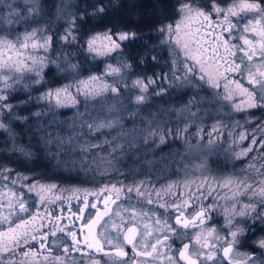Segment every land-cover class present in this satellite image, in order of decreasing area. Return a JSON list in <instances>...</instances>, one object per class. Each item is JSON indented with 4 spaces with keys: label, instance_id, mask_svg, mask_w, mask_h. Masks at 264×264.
<instances>
[{
    "label": "snow or ice",
    "instance_id": "1",
    "mask_svg": "<svg viewBox=\"0 0 264 264\" xmlns=\"http://www.w3.org/2000/svg\"><path fill=\"white\" fill-rule=\"evenodd\" d=\"M2 2L3 0H0V3ZM32 3L33 7L30 11H37L35 0H32ZM92 6L95 9L94 14L104 13L106 10L103 0H100L99 6L95 4ZM211 10L217 15L223 14L222 24L218 23L213 27L214 22L211 19L210 13L184 3L180 8V11L185 14L184 20L175 29H173L172 25H166L158 29L162 35L166 34L168 36V40H161V43L174 45L170 48V54L173 57L170 68L173 82H179V86H191L194 88H201L206 85L208 88L216 90L221 88V81H223V91H213V96L209 100L210 103L213 100L220 99L231 102L234 96L239 95L244 97V99L239 104L232 105L235 111H242L244 107L264 108V0H232V3L227 7H220L217 3L213 2ZM241 13L251 14L252 19L243 26L241 34L238 37L243 43L232 44L230 39L223 36V32L226 31L231 35L232 30L237 25L233 24L230 18L239 16ZM185 20L191 23L198 22L200 27L182 35L181 26L184 25ZM72 26H74V21H69V27L65 29V35L60 37L62 41L70 40L71 42H75L76 36L71 30ZM205 27L212 28L213 33H215L216 28H220L221 34L215 36L214 40L209 43L205 38L208 34H200V29ZM41 31L33 29L31 32L24 33L22 38L17 36L15 41L0 36V45H3L8 51H14V54L18 57L16 60H13L11 56L3 59V55L0 53V118L4 116L5 109L9 113L12 112L13 105L9 103V98L17 85H22L23 90L28 91L31 85H39L43 82V69L47 66L46 58H40L31 54L25 56V53L21 51V49L26 51L31 47L33 50L42 49L47 53L52 46L53 38L48 35H42ZM246 33H252V38L245 35ZM173 36L175 37L174 41L172 40ZM185 36L188 38L185 39ZM137 38V33L133 31L109 29L90 36L86 40V51L101 56L112 52H122L124 47ZM206 44L208 47H205ZM193 45L195 46L193 47ZM176 47H179L183 53V61L179 60ZM221 49H223V52H221ZM142 51L141 62L144 59V55L148 54L147 45H145ZM209 52L211 53L210 55ZM237 52L243 53V55L237 57ZM257 56L260 58L258 64L254 61V57ZM19 57H24V59H19ZM150 59L155 61L157 57L151 56ZM237 59H239V63L236 62ZM28 60L31 61V64L26 62ZM188 61H191V63H188ZM220 61L223 63L221 64ZM56 67L59 68V65H56ZM71 67L76 68L77 66L72 65ZM131 67L132 65L126 59H123L118 61V66L107 65L105 72L106 75L123 78L124 70ZM254 68L256 69L255 71H253ZM178 71L182 75L177 76ZM228 73H240L242 75L247 73L248 83L257 86V89L250 90L244 87L239 80L232 79L229 75H226ZM28 74L33 75L29 76ZM29 80L30 83L26 82ZM155 83L156 80L151 76L137 78L132 81L133 88H137L142 93L135 97L137 104L145 102L147 97L143 93L148 92L149 87ZM78 85V91L82 92L86 97H95L108 91L111 93L118 92L116 87L103 82L100 77L95 75L89 76L87 80L78 81ZM69 87L71 86L68 85L63 88L45 91L36 97L35 100L38 103H46L49 110H52L54 107L67 106L68 102L75 105L77 100L75 97L70 96L68 92ZM156 94L159 95V92ZM62 96L66 97L67 100L62 98ZM31 99L29 95V100ZM53 100L55 101L54 105L52 103ZM27 102L24 101V103ZM193 102L189 101V104ZM33 115L39 117L42 113L35 112ZM189 115L195 117L196 113L189 111ZM15 118L21 119L20 117ZM87 127L89 129L95 128L96 131H99L105 127L114 128L115 122H102L95 125L88 124ZM187 127L186 125L185 131H187ZM212 129L219 135L216 124L212 126ZM0 130L8 131V127L2 119H0ZM201 131L202 129H198L196 135L200 136ZM166 134H159L160 144L165 143ZM150 135H158V133L150 132ZM208 135L211 137L212 133ZM245 138L244 134L241 133L239 135L241 141ZM71 141L72 138L69 137L68 142L71 143ZM104 143L111 142L106 140ZM212 143L213 141L209 139L208 144L211 145ZM253 143H256V141L253 140ZM78 147L81 153H85L91 148H99L100 145L87 144L78 145ZM118 147L122 148L123 145H118ZM196 147L198 148L199 145H196ZM19 151L26 157L31 155L23 149H19ZM113 151H115V148ZM251 151L250 147L244 148L241 151L234 152V156L239 159ZM258 159L264 161V155H261ZM81 163L82 165L87 164L83 160ZM91 164H94L97 169H103V171L107 172L109 168L113 167V159L94 157ZM88 166L91 167V165ZM260 169H264V162L259 164V168H257L255 163L250 162L247 169H241L242 172L250 170L255 176L262 177L258 182L254 180L253 175L249 174L227 176L216 181L220 188L232 190V204L223 208L226 227L232 228L234 223H236L235 217L237 216L258 218L261 223H264V171H260ZM11 172L12 170L9 168L0 167V180H7ZM28 180V176L18 174L17 179L13 180L12 184L23 183ZM206 183V180H202L201 184L197 185V190L199 191ZM144 184V181L133 182L128 185L119 182V186L117 184L104 185L96 190L79 188L58 189V186L54 183L43 184L39 181L26 185L29 192H36L38 202L41 205L54 203L56 200L63 198L61 195L49 197L48 193H54L55 191H59L60 193L70 192L71 196L69 199H72L78 198L76 194L82 192V207L77 211L86 214L82 217L77 215V213H71L73 226L76 220L83 221V227L79 232L73 231L67 225L64 227L59 226L56 222L64 220L65 217L57 215L54 209L49 210L45 207L42 213L39 210L31 211V205L23 198V194H17L12 189H9L12 199H9L7 204L8 215L0 214V229L6 223L9 225L7 230H0V253L11 251L12 249L9 245L18 247L21 241L26 245H31V241H37L39 249L33 251L32 247L35 246H30L29 251L23 253V256L27 259L22 260L20 264H40L38 257H42L43 264H66L65 256L52 255L50 246L45 244V241L49 240L50 237H56L57 233H62L66 234L72 241L71 245L64 248V252L68 254L72 251H82L80 247L82 241L79 239V236L83 235V245L90 250V264H101L100 260L91 256L92 251L103 253L108 258L104 261V264H147L146 260H135V257H150L153 253H156V256L161 255L158 251V246H162L164 242L159 237H156L155 243H148V238L151 237L153 230L159 231V228H154V225H162L171 233H176L177 229L169 224L167 219L161 220L157 218L154 221V225H150L148 220L144 219L148 214L142 208L137 209L136 205H117V201L126 192H135L137 197L142 198L140 203L146 201L148 204H152L154 202L152 199L153 192L144 188ZM176 186V184L170 183L164 188L155 190L156 202L159 203V207L165 210H175L177 213L174 217L176 225L183 229H196V231L191 233L184 231L177 235V238H186L190 242L184 243L177 250L176 255L168 257V264H181V262L183 264H209V262L211 264H225V261H227V264H264V259L262 258L250 255L247 252L242 253L235 250V246L240 242L239 238L244 232L243 227L237 224L235 230L229 232L231 239H227L221 237L216 228L206 223V221L211 219L209 210L216 208V204L204 205L200 196L196 193H190L187 196L182 193L181 197L184 198L177 197L171 203L167 201L161 202L163 194H173V189ZM184 186L185 188L189 187V182H185ZM212 191H214L212 185L208 184V194L210 195ZM249 192L252 193V197L259 198V206L256 203L249 202L242 204L237 209L235 205L239 201L236 200V197L246 196ZM89 196L94 197L96 202L89 200ZM223 198L229 199L227 196ZM128 199L131 200V196ZM193 199L196 202L195 206L192 205ZM249 199L251 201V198ZM98 204H102L103 207H98ZM112 205H116V207L113 208ZM3 207L4 205L0 203V209ZM189 209L191 210L188 211ZM13 214L16 215L15 220L12 219ZM20 214H28V216L24 218ZM117 219L119 223L116 222ZM45 220H48V225H45ZM45 227H49L50 231L47 233L43 232L42 229ZM112 231L115 232V235H112ZM57 239L62 241L63 237H57ZM167 239L169 237L166 235L165 240ZM52 243H55V241H52ZM256 244L260 249V256L264 257V238L259 239ZM105 245L110 246V251H105ZM149 248H151V251H148ZM129 252L133 255L129 256ZM221 252L223 253L222 256L219 255ZM8 264H12V262L9 261ZM71 264H77V261L73 259Z\"/></svg>",
    "mask_w": 264,
    "mask_h": 264
},
{
    "label": "rangeland",
    "instance_id": "2",
    "mask_svg": "<svg viewBox=\"0 0 264 264\" xmlns=\"http://www.w3.org/2000/svg\"><path fill=\"white\" fill-rule=\"evenodd\" d=\"M176 1L179 2L176 18L174 21L166 24L172 25L173 29L184 20L185 14L180 11V8L184 3H187L186 0ZM77 5L78 0H35V6L38 10L30 11L33 7L32 0H28V2H26V0H3V2L0 3V36L15 41L17 36L22 38L24 33L31 32L33 29H39L42 30V35L56 38L53 34H56V29L51 27H53L55 23L62 22L54 26L59 29L61 33V35H59L60 38L65 35V29L69 27V21H74V26H72L71 30L76 34V27L79 26L83 18V14L78 12ZM40 16H44L46 19L40 20ZM186 23L187 21L185 20L184 25L181 26L182 35L186 33ZM107 30L108 29L92 31L84 39V53L89 55L92 59H100L102 63V68H99V71L96 70L95 72L85 75L82 74V72H75V70L72 69L73 72H69L71 75L66 76L67 80L64 83L54 86L53 88H47L36 95V97H38L45 91L63 88L68 85L71 86L68 92L70 96L76 98L77 103L75 105L68 102L67 106L54 107L52 110H49L48 105L41 102L42 106L38 109V112L42 113L41 116L47 115L53 111L58 112L59 110L69 112V116L64 117L62 119L63 122L58 125L61 130L58 131L59 133H56V136L51 138L46 137V139L43 136L39 144L44 152V156L48 155L54 160L53 162L57 170L65 175H82V180L73 183L71 177L66 179V181L39 178L37 175L26 172L21 168H15V166L10 163L0 161V167L12 170L7 180H0V193H2V195H0V203L4 205V207L0 209V214L8 215L9 210L7 204L9 199H12L9 189H12L17 194L22 193L23 198L31 205V211L39 210L42 213L45 207H53L55 204L59 203V200H56L54 203L47 205L39 204L36 192L28 191L26 187L28 183H36L39 181L43 184L54 183L58 186V189L79 188L93 190L101 188L104 185L117 184V186H119V182L128 185L133 182L144 181V188L153 192L152 199L154 202L152 204H148L146 201L140 203L142 198L137 197L135 192H126L125 195L121 196V204L124 206H128L129 204L136 205L137 209L142 208L143 211L148 214L144 219H147L150 225H154V221L157 218L163 220L173 215L172 209L165 210L159 207V203L156 202L157 197L154 195L155 190L164 188L171 183L177 185L173 189V194H163L161 202L167 201L171 203L175 201L177 197H181L182 193L185 196L190 193H196L200 196L204 205H217L218 211L213 212L222 218L223 226L225 227L223 208L232 204V190L220 188L216 181L227 176H241V169H247L250 162L255 163L257 168H259L261 162H264L258 159L261 155H264V108H260L262 113H260L259 107H244L242 111H235L232 105L239 104L241 100L244 99V97L239 95L234 96L231 102L220 99L213 100L210 103L209 100L213 96V91H223V81H221V88L216 90L210 89L206 85L201 88H194L191 86H179V82H173L170 72L171 60L173 57L170 54V48L174 45L168 43H164V46L167 50L165 62H167L166 65L169 68H167L162 75L155 77L153 75L137 74L136 72H131L130 74L123 73V78L120 76L106 75L105 70L107 65L111 64L113 66H118V61L123 59L130 62L123 51L112 52L103 56L86 51V40L96 33H102ZM185 39H187V36H185ZM162 40L167 41L168 36L163 34ZM172 40H175L174 36ZM55 41L59 42L60 46L61 43L67 42L61 39ZM71 47L73 48L72 50H75L73 52L75 55L76 47ZM54 48L56 47L52 45L47 53L42 49L33 50L31 47L26 51L23 49H21V51L25 53V56L31 54L40 58H46L47 66L43 69L44 76V72L48 67L56 66L53 61H56L59 55H61V53ZM176 52L179 54V60L183 61L184 56L179 47H176ZM0 53H2L3 59H7L9 56H11L13 60L18 59L14 51L6 50L3 45H0ZM64 57L66 58L65 60H72L68 53H65ZM19 59H24V57H19ZM26 62L31 64L30 60ZM188 63H191V61H188ZM255 70L254 68L253 71ZM28 75L31 76L33 74ZM93 75L100 77L103 82L109 85H113L115 81L120 80L121 86L117 88L118 92L111 93L108 91L95 97H86L82 92L78 91V81L87 80L89 76ZM179 75H182V73L178 71L177 76ZM149 76L157 81L155 85L149 87V92H155L160 88L165 89L164 93L174 89L181 93L187 90V99L183 101L182 99L178 101H163L156 99L159 96H150L147 103L140 106L139 114L136 117L133 118L128 116L127 113L134 110L133 105L129 104L128 100L132 97L133 93L139 91L137 88L131 86L132 81L137 78H147ZM235 80H239L244 87L250 90L257 89V87L248 83L247 78L245 81L238 77ZM19 86L22 87L21 85H17L16 88ZM117 95L120 97V103H115L114 101V97ZM62 98L67 100L66 97L62 96ZM189 101L194 102L189 104ZM52 103L54 105L55 101L53 100ZM189 111L196 113V116H190ZM257 111L259 112L257 113ZM5 114L4 112V116L0 119H2L8 127V131H6L8 134L6 136L9 138V140H6V142H9L8 149L10 151L12 149L23 159L32 158L34 155L30 149L22 144L21 141L14 139L15 133H12L11 125L5 122ZM102 122H115V127H105L99 131H96L95 128L89 129L87 127L88 124L95 125ZM214 124L217 125L219 135L212 129ZM186 125L188 126L187 131L183 132V139H181L178 137L177 129H185ZM198 129H202L200 136L196 135ZM150 132H156L158 135H149ZM165 133H167L165 135V143L160 144L159 134ZM209 133H212L211 137H209ZM229 133H231V135H229ZM241 133L246 137L242 141L239 139ZM69 137L72 138L71 143L68 142ZM145 137H147V140L144 139ZM117 139L120 140V145H123V148L128 149L129 153L133 150L128 141L138 145L139 149L151 148L152 154L158 158V161L162 160L163 163L157 162L151 171L147 169L137 171L130 168L123 161L118 162L117 160H113V167L109 168L107 172L103 171V169H97L94 164H91L94 157H107L108 159H112V156H115L117 152L121 151L118 145L116 147L112 146L116 143ZM209 139L213 141V144L210 149L211 155L208 156V159L212 161L220 160L224 161V163L222 166L213 165L201 173L196 171L195 166L202 163L200 154L205 152V150L200 148L186 150L185 141L196 146L198 142L200 145L208 144ZM106 140L111 143H104ZM253 140H255L256 143H253ZM87 144H99L100 147L91 148L87 152L81 153L78 145ZM249 147L252 151L246 156L239 159L234 156V152ZM114 148L115 151H113ZM19 149H23L31 155L26 157ZM186 151L192 153V157L189 161L191 166L180 171L179 168L183 166L177 165L174 157L179 158L184 155V158L187 160L189 157L185 154ZM110 153L111 155H109ZM127 158L128 155L126 153L124 159ZM82 160L86 161L87 164L82 165ZM169 161H171V167L170 170H166L169 168ZM88 165H91V167ZM260 171H264V169H260ZM18 174L28 176L29 180L23 183L18 182L13 185L12 181L17 179ZM247 174L253 175L254 180L257 182L262 178L255 176L250 170ZM202 180H206L207 183L198 191L197 185H200ZM185 182H189V187L185 188ZM208 184H211L214 189L211 195L208 194ZM47 195L49 197H54L55 195L65 197L71 195V193H60L59 191H55ZM76 195H83V193L80 192ZM129 196H131V200L128 199ZM225 196L229 197V199H224L223 197ZM252 199H258V197H252ZM236 200L239 201V203L235 205L237 209H239L242 204L250 202L249 196H238ZM195 203L193 199L192 204ZM20 215L24 218L28 216V214ZM125 218H127V216H125ZM12 219H16L15 214H13ZM235 222L247 229L245 233H250L252 224L255 225L253 230L256 229L257 225H262L259 221H253L248 217L237 216L235 217ZM8 226L9 225L6 223L0 230H7ZM154 228H159V230L163 229L162 225H154ZM229 239H231V237H229ZM9 247L11 248L12 246L9 245ZM10 254H12V252H10L9 255Z\"/></svg>",
    "mask_w": 264,
    "mask_h": 264
},
{
    "label": "trees",
    "instance_id": "3",
    "mask_svg": "<svg viewBox=\"0 0 264 264\" xmlns=\"http://www.w3.org/2000/svg\"><path fill=\"white\" fill-rule=\"evenodd\" d=\"M99 3L100 0H78L77 9L79 13L83 14V18L79 26L76 27L75 42L69 40L61 43L60 46L59 42L55 40L60 39L59 35L61 33L54 26L62 22L55 23L51 27L56 29V34L53 33L56 37L53 38L54 42L52 43L53 47H56L54 49L63 54V56L68 53L72 60L61 61V68L66 69L65 71H60L56 66L48 67L44 72L42 84L31 85L28 91L23 90L19 86L11 92L9 103L13 105V109L11 113L5 110V122L11 125L12 133H15L14 139L26 145L34 156L30 159H23L12 149L10 151L8 149L9 142H6V140H9L6 136L8 134L6 131L0 130L1 162L10 163L15 168H21L26 172L37 175L39 178L66 181V179L71 177L73 183L82 180V175L70 176L57 170L54 160L48 155L44 156L39 144L43 136L45 139L46 137L56 136V133L61 130L58 125L63 122L62 119L64 117L69 116V112L59 110L58 112L53 111L39 117H36L33 113L38 112V109L42 106L41 102L38 103L35 100L36 95L47 88H53L64 83L67 80L66 76L71 75L69 72L73 71L68 67L69 62L78 65L75 72H82L85 75L96 70L99 71V68H102L100 59H92L84 53V39L92 31L113 29L137 33L138 38L123 48L128 60L133 64L132 73L136 72L141 75L157 77L169 68L166 65L167 62H165L167 50L164 44L161 43L162 35L158 29L175 20L179 2L176 0H103L105 12L94 14L95 9L92 5L99 6ZM39 18L40 20L46 19L44 16ZM145 45H147L148 56L145 64L140 65L138 61L143 55L142 50H144ZM71 46L76 47L75 55H73L75 50H72ZM151 56H156L157 60H151ZM29 95L32 98L31 100H29ZM187 95V90L181 93L174 89L169 90L156 99L163 101H178L182 99L183 101L187 99ZM24 101L28 102L24 103ZM258 109L260 111V108ZM260 113L262 112L260 111ZM15 117H20L21 119ZM259 227H262V225Z\"/></svg>",
    "mask_w": 264,
    "mask_h": 264
},
{
    "label": "flooded vegetation",
    "instance_id": "4",
    "mask_svg": "<svg viewBox=\"0 0 264 264\" xmlns=\"http://www.w3.org/2000/svg\"><path fill=\"white\" fill-rule=\"evenodd\" d=\"M188 4H190L192 7L199 8L201 11H204L206 13H210L211 19L214 22L213 27L216 26V24H222L223 23V14L217 15L216 13L212 12L211 7L212 3L215 2L217 3L220 7H227L232 3V0H186ZM202 19V18H201ZM231 22L235 25H237L236 28H234L231 32V35L228 32H223V36L227 39L231 40L232 44H242L243 42L238 39L239 35L241 34V30L243 26L252 19L251 14H244L241 13L239 16L231 17ZM200 24L197 23H191L187 21L186 23V32L190 30H194L195 28H199ZM207 33L208 35L205 36L207 41L210 43L214 40L215 36L221 34V29L216 28L215 33L212 32V28H201L200 29V34L204 35ZM245 35H248L249 38H252V33H246ZM188 38V37H187ZM199 38V37H197ZM195 45H193L194 47ZM205 47H208L206 44ZM221 52H223V49H221ZM211 53L209 52V55ZM243 55V53L237 52V57ZM259 56L254 57V61L258 64L259 63ZM237 63H239V59L236 60ZM222 64L223 62L220 61ZM246 63H248L246 61ZM226 75H229L232 79L242 78V80L245 81L247 78V73H244L243 75L240 73H228ZM254 87H257L253 85ZM96 190V189H93ZM71 195L63 197L61 200H59V203L55 204L53 207H49V210H55L57 215L65 217L64 220L62 221H57L56 223L64 227L67 225L70 227L73 231L79 232L80 229L83 227V221L82 220H76L75 225H72V219L73 217L71 216V213H77V215L84 216L86 213H80L77 210L82 207V197L83 195H78V198H72L69 199ZM89 200L96 202L95 198L92 196L88 197ZM121 204V198L119 201H117V205ZM195 206V204H192ZM98 207L102 208V204H98ZM113 208L116 207V205H112ZM189 209L188 211H190ZM94 211V210H91ZM173 215L171 217H167L164 219H167L168 223L173 225L177 229L176 233H171L168 232L167 229H165L163 226L162 230L156 231L153 230L151 237L148 238V243H155L156 237H159L161 241H163L162 246H158V251L161 253L160 256H156V253H153L152 256L150 257H135V260H146L147 264H168V257H172L176 255L177 250L182 247L184 243H189L190 241L186 238H177V235L181 232L188 231L189 233L196 231V229H183L180 226L175 224V219L174 217L177 215L174 209H172ZM211 215V219L206 221V223L217 229L219 232V235L221 237H225L229 239V227H224L223 226V221L222 218L219 217L217 214H215L213 211L209 213ZM187 215V212H186ZM163 219V220H164ZM119 223V220L117 219L116 221ZM45 225H48V220L44 221ZM255 225L252 224L250 227V233H244L243 235L240 236V243H238L235 246V250L239 252H247L250 255H257V253L260 252V249L258 248L257 244L252 243L254 240H259L261 238H264V225L262 227H259L258 225L256 226V229L253 230V227ZM43 232H49L50 228L45 227L42 229ZM86 232V230H85ZM112 235H115V232L112 231ZM168 236L169 239L165 240V236ZM63 237V240L61 241L60 239H57V237ZM83 235L79 236V239L82 241L80 247L82 249L81 252H76L72 251L70 254L64 252V248L68 247L71 245L72 241L70 238L66 236V234L62 233H57L56 237H50L49 240L45 241L46 245H49L51 250H52V255L55 256H65L66 257V264H71L72 260L74 259L77 261V264H90V250L84 247L83 245ZM39 239V236H38ZM52 241H55V243H52ZM34 245L35 247H32V250L35 251L39 249V244L37 241H31V245H26L23 243V241L20 242V245L18 247L14 245H10L11 251L4 252L0 254V264H8L9 261L12 262V264H20L22 260L27 259L26 257L23 256L24 252L29 251L30 246ZM169 246H171L169 248ZM130 248V246H128ZM143 250V249H139ZM105 251H110V246L105 245ZM148 251H151V248L148 249ZM12 252V254L9 255V253ZM133 254L129 252V256H132ZM220 256L223 255V253H219ZM91 256L94 257L97 260L101 261V264H104V261H106L108 258L104 256L103 253H98V252H91ZM178 258V257H177ZM38 260L40 261V264H43V259L42 257H38ZM183 264V262H181ZM211 264V262H209ZM225 264H227V261H225Z\"/></svg>",
    "mask_w": 264,
    "mask_h": 264
},
{
    "label": "clouds",
    "instance_id": "5",
    "mask_svg": "<svg viewBox=\"0 0 264 264\" xmlns=\"http://www.w3.org/2000/svg\"><path fill=\"white\" fill-rule=\"evenodd\" d=\"M73 55H74V53H73ZM147 56H148V54L147 55H144L143 61L141 62V60L139 59L138 63L140 65L145 64ZM65 59L66 58L63 56V54H61V56L58 57V59L56 61H53V63H55L56 65H59V68L58 69L60 71H65L66 70L64 68H61V61L62 60H65ZM128 63L131 64L132 67L130 69L124 70L123 73L130 74L132 72V70H133V64L131 62H128ZM72 65H76V64L69 63L68 64V67L71 68V69H73V70H75L77 67L76 68H72L71 67ZM155 84H153V85H155ZM111 86L118 88V87L121 86V81L120 80H117ZM157 92H159V95L156 94ZM164 92H165V89L160 88V89L156 90L155 92H149L148 91L146 93H143V95H145L147 97V99L142 104H137L136 101H135V97L137 95H141L142 93H140L139 91L133 93L132 97L129 98L128 103L133 105V109L134 110L128 112L127 115L128 116H131L133 118L136 117L139 114L140 106L145 105L147 103V101H148V99H149L150 96H163L164 95ZM114 101H115V103H120L121 102L119 95H117L116 97H114ZM184 131H185L184 128H178L177 129V134H178V137L179 138L183 139V132ZM149 135H150V133H149ZM144 139L147 140V137H145ZM128 143H129V145H130V147L132 148L133 151L129 153L128 152V149H125V148L122 147L121 148V151L117 152V154L115 156H112V159L113 160H117L118 162L123 161L130 168H133V169H135L137 171L143 170V169H147L148 171H151L152 168L156 165L157 162L163 163L162 160L158 161V158H156L152 154L151 148L139 149V146L136 145V144H134V143H132L131 141H128ZM212 144L211 145H209V144L200 145L199 142H198V144H197V145H199L198 148L205 150L206 154H205V152H202L200 154V158H201L202 163L195 166L196 171L202 173L204 170H206L207 168L212 167L213 165L222 166V164L224 163V161H220V160L212 161V160H209L208 159V156L211 155L210 149H211ZM117 145H120V140L119 139H117L116 140V143L113 144L112 146L113 147H116ZM185 148L187 150V149H193V148H197V147L194 146V145H191L190 143H188V142L185 141ZM177 151H179V150H177ZM126 153L128 155V158L127 159H124ZM185 154L189 157V159L186 160L184 158V155H182L179 158H175L174 157V159H176L177 165H182L183 166V167H180L179 168L180 171H183L184 169L189 168L191 166L190 163H189V161H190V159L192 157V153L186 151ZM109 155H111V153ZM29 162H31V161H29ZM170 167H171V161H169V168L166 169V170H170ZM245 174H247V171H245V172L240 171V175L241 176H243ZM246 196H249V198H251V201L250 202L256 203L259 206V204H260L259 198L258 199H252V193L251 192L247 193ZM209 211L210 212H212V211H218V209L216 207L214 209H210ZM250 219L253 220V221H259L258 218H250ZM237 224L240 227H243L244 228V232H243V234H244L247 229L244 226H241L239 223H234V225L232 226V228H229V231L235 230V227L237 226ZM260 224L264 225V223H261V222H260ZM257 241L258 240H254V241H252V243L256 244ZM256 256L259 257V258L264 259V257H261L260 256V252L257 253Z\"/></svg>",
    "mask_w": 264,
    "mask_h": 264
}]
</instances>
